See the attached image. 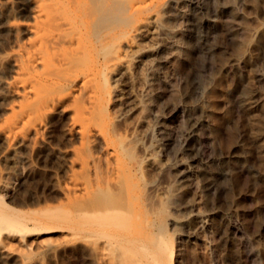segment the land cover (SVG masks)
Here are the masks:
<instances>
[{"label": "rangeland", "instance_id": "374dc122", "mask_svg": "<svg viewBox=\"0 0 264 264\" xmlns=\"http://www.w3.org/2000/svg\"><path fill=\"white\" fill-rule=\"evenodd\" d=\"M8 1L0 210L41 231L3 233L0 264H264V0H103L101 112L81 82L12 90L39 7Z\"/></svg>", "mask_w": 264, "mask_h": 264}, {"label": "bare ground", "instance_id": "6f19581e", "mask_svg": "<svg viewBox=\"0 0 264 264\" xmlns=\"http://www.w3.org/2000/svg\"><path fill=\"white\" fill-rule=\"evenodd\" d=\"M0 1L2 2L3 0ZM146 1L148 0H132L133 4L131 1L130 3L135 10H139L140 7L146 5ZM240 1L242 0H235L236 3ZM36 3L39 11L35 24L14 23L15 27H24L23 29H28L35 37L31 40L28 47L16 51L14 55L15 60L20 64L22 72L28 74L30 78L26 82H21V84L20 81L19 83L14 82L11 84L12 90H20L27 97L37 96L41 99L43 93L54 87L81 82L90 91L91 100L95 103L94 107L97 105L101 112L104 102L103 0H36ZM109 3H112V1ZM113 8L116 9L117 7L114 6ZM94 25H99L101 29L98 28V31L96 32L95 30L94 33L93 29L97 28ZM245 26L239 27L240 33L248 31V27ZM260 30L261 28L257 32ZM98 33L100 34L98 35ZM94 34L97 36L95 39H93ZM259 44L262 45V43ZM252 49L254 48L252 47ZM244 56V54L238 55L236 62H241ZM250 56L248 58L250 59L249 63L252 61ZM260 76L264 78V70ZM8 86H10V83ZM50 86L54 87L50 88ZM60 98L61 95L48 92L44 95V99L38 102L36 107H32L29 110L22 109L20 118L30 116L33 113L49 112L50 110L48 109L51 106L53 108ZM15 222L16 220L9 217L6 211L0 210V240L4 236L3 233H18L25 238V236L36 229L41 231L39 229L41 226H29L27 224L21 226L16 225Z\"/></svg>", "mask_w": 264, "mask_h": 264}]
</instances>
